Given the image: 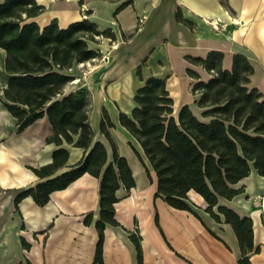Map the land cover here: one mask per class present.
Wrapping results in <instances>:
<instances>
[{"label": "crops", "instance_id": "obj_1", "mask_svg": "<svg viewBox=\"0 0 264 264\" xmlns=\"http://www.w3.org/2000/svg\"><path fill=\"white\" fill-rule=\"evenodd\" d=\"M35 1L44 7L32 19L41 28L54 19L60 28L87 19L99 30H112L116 40L110 50L92 45L104 55L103 63L94 70L93 85L112 86L115 92L119 89L116 86L123 83L121 77L128 76L129 111L134 93L143 85L136 75L138 67L142 74L145 69L152 71L144 80L150 76L166 79L175 111L183 105H188L193 113L194 108L199 111L194 95L191 102L179 103L169 86L174 84L173 78L186 76V69H201L186 62L185 56L205 57L212 50L223 53L224 69L231 68L233 55L246 56L254 66L250 85L264 95V0ZM177 11L189 25L176 20ZM212 18L221 21L218 31L206 23ZM4 57L5 52L0 49V75H4L0 80L6 82ZM157 68L160 71H155ZM206 75L207 79L202 80H208ZM186 78L191 80L188 75ZM4 86L0 87V99ZM79 87L88 84L81 83ZM118 115L119 112L117 122ZM98 118L100 121L99 116L94 122L89 119L90 126L94 138L105 145L110 158V147L99 132ZM110 119L115 126L111 116ZM120 128L129 137L126 144L115 139L112 133L115 128L109 129V133L118 153L127 160L135 184L128 192L120 188L116 193L119 201L114 204V219L120 227L106 226L103 231L102 264H138L130 233L140 237L141 264H238L241 254L231 226L222 216L216 221L206 213V202L193 191L188 192V198L195 205L197 217L154 197L155 175L151 172L149 182L129 147L131 143L142 155L139 145ZM51 133L46 116L19 132L17 120L0 101V264H27L26 260L29 264H94L97 178L82 175L65 189L52 192L44 206L36 205L31 197L14 205V198L20 192L40 182L31 169L51 162L56 148L46 143ZM67 148V165H73L82 158L83 150ZM145 164L148 166L146 161ZM234 187L242 189V193L231 200L219 199L218 204L251 219L253 245L259 252L250 256V264H264V210L261 209L264 177L251 170ZM88 213H92V219L90 225H85L83 219ZM21 239L29 245L28 251L22 247Z\"/></svg>", "mask_w": 264, "mask_h": 264}, {"label": "trees", "instance_id": "obj_2", "mask_svg": "<svg viewBox=\"0 0 264 264\" xmlns=\"http://www.w3.org/2000/svg\"><path fill=\"white\" fill-rule=\"evenodd\" d=\"M43 11L35 0L0 2V49L5 52L7 75L0 101L17 120L19 132L46 116L52 128L46 143L56 147L50 163L31 169L40 182L20 192L14 205L31 197L36 205L44 206L52 192L65 189L82 175L97 178L94 264H102L103 231L106 226L120 227L114 219V204L119 201L116 193L120 188L126 192L133 188L134 177L110 136L114 125L106 109H101L99 132L110 147V158L90 126V93L83 87L65 89L75 79L70 73L74 66L101 58L92 46L99 38L116 39L111 29L99 30L87 19L66 28H60L54 19L41 28L32 19ZM176 20L189 25L179 11ZM223 56L212 50L205 57H184L209 75L204 81L196 71L186 69L195 81L191 92L199 116L188 105L175 111L166 79L150 76L144 80L138 67L136 75L143 85L134 93L130 111L119 112L118 122L139 145L142 155L129 143L149 182L151 172L155 175L154 197L197 217L188 192L198 194L207 204L206 213L216 221L222 216L231 226L241 254L238 264H250V256L259 252L253 245L251 219L218 203L242 193L234 186L251 170L264 177V95L250 85L254 66L246 56L233 55L230 69L222 67ZM68 146L83 150L82 158L73 165H67ZM91 219L92 213H88L83 223L90 225ZM129 238L141 264L140 237L130 233ZM21 242L26 246L23 239Z\"/></svg>", "mask_w": 264, "mask_h": 264}, {"label": "rangeland", "instance_id": "obj_3", "mask_svg": "<svg viewBox=\"0 0 264 264\" xmlns=\"http://www.w3.org/2000/svg\"><path fill=\"white\" fill-rule=\"evenodd\" d=\"M216 18H212V19H207L206 23L212 28L213 31H218L219 25H217V29H213V27L211 26L210 22L214 21ZM220 20V19H219ZM221 22V21H220ZM219 22V23H220ZM218 23V24H219ZM97 45L99 48H101L103 51L106 50H110V48L113 46V43L110 42L108 39H104V38H99ZM104 56V55H103ZM103 56L95 62L92 63H88V64H79L74 66V68L72 70H70V73L73 74L75 76V79L70 82L68 85L71 87L69 89H65V91H70L74 88H78L79 85L81 83H87L88 87H83L85 89H87V91L90 93L91 96V108H90V112H89V119L91 122H94V120L99 116H101V108H105L106 111H108L109 115L112 118V121L115 123L114 126V130L112 131L113 135L115 136V139L117 141H119L120 143H124L126 144L127 142H125L127 139L129 140V137L127 136V134L120 128L118 122H117V113L124 111V112H128L130 105H131V98H130V94L131 92L128 91V87H130L128 85L129 82V77H121V80L123 81V83L117 85L116 87H118L119 89L117 91H112L113 87L112 86H104V85H93L95 83V74H94V70L96 68L97 65L102 64V58ZM195 71L199 72L201 79H207V75L205 71H202L199 68H192ZM155 71H160L159 68H157ZM145 72V75H144ZM149 74H152L151 70H143V74H142V70H141V75L142 78L144 76H148ZM186 76H182V77H175L172 80H174V84L172 86H169V88L173 91V95H175L178 99V102H191V100L193 99L192 96V92H191V88L192 85L194 84V80H189L188 78H186ZM0 78L3 79L4 75H0ZM67 85V86H68ZM81 88V87H79ZM194 113L199 116V111L196 110L194 108ZM109 116V117H110ZM99 121V118H98ZM95 124V123H94ZM100 134L98 133L97 136H99ZM100 137V136H99ZM103 139V141L105 142V139L103 137H101ZM135 145V143H134ZM262 205V204H261ZM262 209V208H261ZM24 240V239H23ZM25 242V240H24ZM22 243V242H21ZM26 246H22L24 249H26L27 251L29 250V245L26 244ZM27 264H29V262L26 260Z\"/></svg>", "mask_w": 264, "mask_h": 264}, {"label": "built area", "instance_id": "obj_4", "mask_svg": "<svg viewBox=\"0 0 264 264\" xmlns=\"http://www.w3.org/2000/svg\"><path fill=\"white\" fill-rule=\"evenodd\" d=\"M219 22H220V20L216 18L214 21H211L210 24L213 27V29L216 30L217 29V25H218ZM261 204H262L261 208H262V210H264V201Z\"/></svg>", "mask_w": 264, "mask_h": 264}, {"label": "bare ground", "instance_id": "obj_5", "mask_svg": "<svg viewBox=\"0 0 264 264\" xmlns=\"http://www.w3.org/2000/svg\"><path fill=\"white\" fill-rule=\"evenodd\" d=\"M4 84H5V82L3 80H0V87L3 86Z\"/></svg>", "mask_w": 264, "mask_h": 264}]
</instances>
